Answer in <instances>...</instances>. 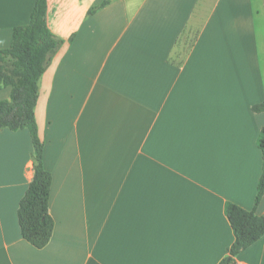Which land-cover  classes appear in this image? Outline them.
I'll use <instances>...</instances> for the list:
<instances>
[{
    "label": "crops",
    "instance_id": "obj_1",
    "mask_svg": "<svg viewBox=\"0 0 264 264\" xmlns=\"http://www.w3.org/2000/svg\"><path fill=\"white\" fill-rule=\"evenodd\" d=\"M48 0L63 40L39 81L52 237L18 208L34 175L27 128L0 131V264H218L226 202L255 207L264 112V0ZM36 0H0V48ZM11 87H0V102ZM264 215V195L256 207ZM264 264V236L235 256Z\"/></svg>",
    "mask_w": 264,
    "mask_h": 264
},
{
    "label": "trees",
    "instance_id": "obj_2",
    "mask_svg": "<svg viewBox=\"0 0 264 264\" xmlns=\"http://www.w3.org/2000/svg\"><path fill=\"white\" fill-rule=\"evenodd\" d=\"M108 0L94 6L89 13L105 6ZM48 0H36L30 22L13 28L9 47L0 48V87H11L10 99L0 102V131L9 128L30 131L34 145V175L20 200L18 219L22 236L37 248L50 241L54 219L50 214L49 200L52 174L44 164V142L39 136L36 105L39 98V81L63 40L49 28ZM254 112H264V100L252 106ZM257 144L262 152V175L258 183L255 207L246 209L226 202L225 213L234 231L235 240L229 253L218 264H235V256L264 236V215L256 207L264 195V127Z\"/></svg>",
    "mask_w": 264,
    "mask_h": 264
},
{
    "label": "built area",
    "instance_id": "obj_3",
    "mask_svg": "<svg viewBox=\"0 0 264 264\" xmlns=\"http://www.w3.org/2000/svg\"><path fill=\"white\" fill-rule=\"evenodd\" d=\"M235 264H242V263H235Z\"/></svg>",
    "mask_w": 264,
    "mask_h": 264
}]
</instances>
